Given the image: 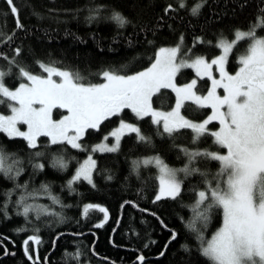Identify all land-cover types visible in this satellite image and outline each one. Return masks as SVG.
<instances>
[{"label":"trees","instance_id":"obj_1","mask_svg":"<svg viewBox=\"0 0 264 264\" xmlns=\"http://www.w3.org/2000/svg\"><path fill=\"white\" fill-rule=\"evenodd\" d=\"M202 2L198 14L193 15L192 8ZM180 3L14 0L23 25L18 29L6 0H0V71L8 73L4 83L14 88L26 79L20 77L19 67L45 75L43 64L78 73L82 82L95 84L104 81V71L124 75L149 67L163 46L182 43L192 55L212 58L221 51V41L233 39L237 30L247 32L255 26L256 36H264V27L257 25L258 18L264 25V0H183L184 7ZM169 5L172 7L166 13ZM117 12L129 21L122 27L112 19ZM250 43L240 39L233 46L227 61L230 73L238 70L239 58ZM16 49H20L18 55ZM195 76L193 68L186 67L179 72L178 81L188 82ZM197 84L198 92L204 94L210 79L199 77ZM0 99L4 101L0 112L8 113L9 100ZM175 102L171 89H161L152 98L153 107L162 110L172 109ZM182 111L189 118L203 120L211 108L189 101ZM122 120L137 123L150 142L128 132L117 151L92 152L93 145L105 137L112 140L109 134ZM217 126V122L210 123L212 128ZM193 138L191 129H180L170 136L150 116L138 118L130 109L104 121L98 131L89 129L81 138L82 149L67 142L52 144L46 136H39L37 146L31 148L23 137L10 138L0 132L5 166L18 160L22 169L19 176L14 170L11 175L0 173V237L7 238L0 246V264H140V255L145 257L143 264H212L201 254L198 235L204 241L211 237L223 224V211L212 208L205 221L196 216L192 206L197 193L205 189V177L200 173H208L207 179L215 184L221 165L205 157L190 163L183 149L222 152L225 148L207 133L195 143ZM91 152L96 161L92 183L80 179L69 186L79 164ZM155 155L168 164L200 170L189 175L182 172L181 192L175 199H155L157 167L143 164ZM58 159L64 168L54 166ZM37 164L44 167L36 168ZM18 185H27L32 195L26 197V203L36 207L27 217L23 205L17 203L25 194ZM42 185L48 186L47 192ZM89 204L94 209L85 217L83 210ZM100 207L107 209V220ZM100 224L103 227H97ZM32 235L39 236L42 243L37 246L30 241L26 254L23 241Z\"/></svg>","mask_w":264,"mask_h":264},{"label":"snow or ice","instance_id":"obj_2","mask_svg":"<svg viewBox=\"0 0 264 264\" xmlns=\"http://www.w3.org/2000/svg\"><path fill=\"white\" fill-rule=\"evenodd\" d=\"M6 3L16 19V27L22 29L19 9L14 0H6ZM202 6L203 2L197 4L192 8V14L197 15ZM171 7L169 5L165 12ZM180 7H184L183 0ZM96 11L98 13L99 9ZM112 19L121 27L129 22L118 12L113 13ZM257 25L264 27L260 24V18L257 19ZM254 28L255 26L247 32L237 30L235 34L237 40L251 41L247 54L240 58L242 66L235 75L225 71V63L233 47L228 42L219 45L223 49V55L213 59L211 63L199 57L191 63L177 62V53L180 51L178 47L160 48L154 62L146 70L132 75L104 71L102 75L105 82L99 84L84 83L78 73L41 64V68L47 73L46 77L34 75L26 68L19 67L20 77L26 78L29 83H20L18 88L10 90L4 84V77L8 73L0 71V98L15 102L9 104L10 115L0 114V132L6 133L10 138L23 137L31 148L37 146L39 136H46L50 137L52 144L67 142L73 148L82 149L79 141L89 129L98 131L104 121L130 109L138 118L152 117L153 123L162 125L163 132L170 136L180 129H191L195 143L201 136L210 134L215 138L216 144L227 150L226 154L183 149L190 163L197 157H205L219 161L221 165L214 176L215 184L207 179L208 173H200L205 177V189L197 193L198 198L192 206L196 216L205 221L212 208L223 211L222 227L210 240L204 241L198 235L201 254L212 264H264V37H257ZM7 39L11 40L12 37ZM19 52L20 49H16L17 55ZM12 63L16 62L13 60ZM213 65L218 66L220 79L212 77ZM183 67L193 68L198 77L206 76L211 80V90L206 96L198 95L194 90L197 83L195 79L184 86L176 85L175 77ZM54 76L59 78V82L53 79ZM217 88H223L226 95H217ZM161 89H171L176 94L175 106L170 111H158L152 106L153 96ZM189 101L199 107L211 108L212 114L200 123L190 121L181 114L185 102ZM3 102L0 99V103ZM57 107L67 109L69 113L58 122L52 119V110ZM225 108L226 111L223 110ZM212 121H218L221 125L218 131H209L207 126ZM18 124L27 125V131H20ZM125 130L137 134L140 141L150 142L148 137L141 134L139 127L121 121L117 130L111 133L115 139L114 146L109 147L103 143L94 147L92 152L117 151ZM104 139L106 141L107 137ZM36 155L40 156L41 153ZM5 157L6 154L0 149V173L11 175L14 170L15 175L19 176L22 169L17 165L20 161H13L6 167ZM153 163L159 169V193L155 197L157 201L166 197L175 199L180 195L181 181L177 179V171L186 175L200 171L187 166L175 170L158 157L143 161L145 165ZM54 166L65 167L59 159L54 161ZM35 167L42 169L44 166L37 164ZM95 168L96 161L89 155L69 181V186L80 179L91 184ZM17 187L25 190L17 203L23 205V215L27 217L33 205L26 203V197L32 193L27 192V185ZM41 187L48 191V186ZM92 209L94 206L91 204L84 208L85 217ZM98 210L105 214L104 218L107 220V209L100 207ZM4 239L7 238L0 237V246H3ZM172 239H175V234ZM30 241L37 246L42 243L39 236H29L23 241L26 254L29 253ZM28 258L33 259L30 254ZM38 259L37 255L36 260ZM138 260L143 264L145 257L140 255Z\"/></svg>","mask_w":264,"mask_h":264},{"label":"rangeland","instance_id":"obj_3","mask_svg":"<svg viewBox=\"0 0 264 264\" xmlns=\"http://www.w3.org/2000/svg\"><path fill=\"white\" fill-rule=\"evenodd\" d=\"M257 37H264V36H257ZM240 40V39H239ZM239 40H237L236 39V37H234L233 39H231V40H225V41H221V43L222 42H228V43H232L233 44V46L239 41ZM220 43V44H221ZM249 46H250V44H249ZM172 47H178L179 49H180V51L177 53V62H181V61H186V62H188V63H191L192 62V60L193 59H195V58H197V57H199V58H203L206 62H208V63H211V61L213 60V59H216V58H218L219 56H221V55H223V49L221 48V51L217 54V55H215L214 57H212V58H208V57H206L205 55H192V53H191V51L189 50V49H187V48H185L184 46H183V44L182 43H178V44H175V45H168V46H163V47H161V48H172ZM233 48V47H232ZM232 50V49H231ZM248 51V50H247ZM158 52H159V50H158ZM158 52H157V54H158ZM231 52V51H230ZM230 54V53H229ZM247 54V52L245 53V54H243V55H241L240 56V58L241 57H243L244 55H246ZM228 57H229V55H228ZM228 57H227V61H228ZM240 58H239V60H240ZM227 61H226V63H225V71L228 73V74H230V75H235L238 71H239V68L242 66V65H240V67L238 68V70L235 72V73H230L229 71H228V68H227ZM151 66V65H150ZM149 66V67H150ZM148 68V67H147ZM147 68H145V69H143V70H146ZM184 68H186V67H183V68H181L180 69V71L182 70V69H184ZM58 69V68H57ZM59 70H63V69H59ZM143 70H141V71H143ZM194 70V72H195V69H193ZM68 71V70H67ZM179 71V72H180ZM140 72V71H139ZM179 72L177 73V75H176V77H175V83H176V85L177 86H184V85H186V84H188V83H190L193 79H195L197 82H198V76L196 75L195 77H193L190 81H188V82H184V83H180L179 81H178V74H179ZM136 73H138V72H136ZM136 73H133V74H136ZM211 73H212V77L213 78H215V79H220V75H219V70H218V66L217 65H213L212 66V69H211ZM195 74H196V72H195ZM128 75H132V74H128ZM42 76H47V73L45 74V75H42ZM206 77V76H205ZM53 79H56L57 80V82H59V78L58 77H53ZM103 82H105V81H103ZM103 82H100V83H103ZM22 83H29L26 79L22 82ZM5 84V83H4ZM95 84H99V83H95ZM197 83H196V87H195V91H196V93L198 94V95H201V96H206L207 95V93L211 90V80H210V87H209V90L206 92V93H204V94H202V93H199L198 92V90H197ZM5 86H7L6 84H5ZM19 86V85H18ZM18 86H16V87H14V88H11V87H8L10 90H15L16 88H18ZM217 95H219L220 97H223V96H225L226 95V92L224 91V89L223 88H217ZM9 103L10 104H15V102L14 101H9ZM153 106V105H152ZM175 106V105H174ZM174 106H173V108H174ZM36 107H39V105H36ZM154 109H156V110H158V111H165V112H167V111H170V110H162V109H158V108H155V107H153ZM223 110H225L226 111V108L225 109H223ZM212 109H211V112H210V114L205 118V119H207L211 114H212ZM56 112H58V113H56ZM0 114H3V115H10L11 114V112H10V108H9V112L8 113H3V112H0ZM181 114L185 117V118H187V119H189L190 121H192V122H195V123H200V122H203L205 119H203V120H194V119H192V118H189V117H187L186 115H184V113H183V111H182V109H181ZM67 115H69V113H68V110L67 109H64V108H59V107H57V108H54L53 110H52V119L54 120V121H59V120H61V119H63L65 116H67ZM152 118V117H151ZM153 119V118H152ZM124 123H130V124H133L134 126H136V127H139L138 126V124L137 123H135V122H130V121H126V120H122ZM212 122H217L218 123V126L216 127V128H212V127H210V124L207 126L208 127V129H209V131H218L219 130V128L221 127V125L219 124V122L218 121H212ZM121 123V122H120ZM120 123L110 132V134H109V137H111L112 138V140L111 141H109L108 140V137H107V140L105 141V139H103V140H101L100 142H98V143H96V144H94L93 145V148L94 147H96V146H99L100 144H103V143H106L109 147H111V146H114V143H115V139H114V137H112L111 136V133L113 132V131H116L117 130V128L119 127V125H120ZM17 127L20 129V131H27V125H24V124H18L17 125ZM125 133H128V131L127 130H125ZM71 134V133H70ZM123 136V135H122ZM38 139V138H37ZM49 139H50V137H49ZM51 141V140H50ZM79 143L81 144V140L79 141ZM120 144V143H119ZM92 148V149H93ZM208 151V150H207ZM208 152H214V151H212V150H209ZM215 153H219V154H226L227 153V150L225 149L224 151H222V152H219V151H215ZM89 155H92V158L95 160V158H94V156H93V153L91 152ZM88 155V156H89ZM87 156V157H88ZM86 157V158H87ZM154 158L155 157H158L160 160H162L166 165H168V167L169 168H172V169H175V170H180V169H183V168H185L186 166H174V165H171V164H168V163H166L159 155H155V156H153ZM85 160V159H84ZM83 160V161H84ZM5 162V161H4ZM83 163V162H82ZM81 163V164H82ZM79 166H80V164H79ZM79 168V167H78ZM78 168L76 169V171L78 170ZM76 171H75V173H76ZM157 171H158V173H157V179H158V190H157V192H156V195L159 193V169L157 168ZM93 175V174H92ZM182 171H177V179L179 180V181H181V178H182ZM35 209H36V207H34ZM33 208V209H34ZM220 227H222V225L220 226ZM218 231V229L211 235V237H209V238H207L206 239V241H208V240H210L211 238H212V236L216 233Z\"/></svg>","mask_w":264,"mask_h":264},{"label":"water","instance_id":"obj_4","mask_svg":"<svg viewBox=\"0 0 264 264\" xmlns=\"http://www.w3.org/2000/svg\"><path fill=\"white\" fill-rule=\"evenodd\" d=\"M138 260V259H137ZM139 261V260H138ZM140 262V261H139Z\"/></svg>","mask_w":264,"mask_h":264}]
</instances>
